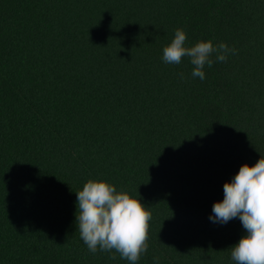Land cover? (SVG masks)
Segmentation results:
<instances>
[{
  "label": "trees",
  "instance_id": "1",
  "mask_svg": "<svg viewBox=\"0 0 264 264\" xmlns=\"http://www.w3.org/2000/svg\"><path fill=\"white\" fill-rule=\"evenodd\" d=\"M178 28L236 53L193 78ZM260 158L264 0H0V264H129L79 237L88 180L151 213L137 264H235L240 220L209 216Z\"/></svg>",
  "mask_w": 264,
  "mask_h": 264
},
{
  "label": "clouds",
  "instance_id": "2",
  "mask_svg": "<svg viewBox=\"0 0 264 264\" xmlns=\"http://www.w3.org/2000/svg\"><path fill=\"white\" fill-rule=\"evenodd\" d=\"M186 33L176 29L174 38L163 48L165 64H180L187 57L194 66L191 76L205 79V65L226 62L229 54H235L226 44L213 45L211 41L197 42L186 47ZM184 78L183 73L180 74ZM76 228L88 251L116 252L129 264H137L148 249V229L151 213L140 200L105 182L88 180L77 191ZM223 200L212 205L209 220L226 224L238 218L246 235L231 248L235 264H264V158L252 167L242 165L230 183L223 185ZM110 259L116 257L110 256Z\"/></svg>",
  "mask_w": 264,
  "mask_h": 264
}]
</instances>
